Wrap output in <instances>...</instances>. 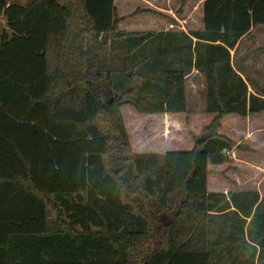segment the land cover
<instances>
[{
  "label": "trees",
  "instance_id": "trees-1",
  "mask_svg": "<svg viewBox=\"0 0 264 264\" xmlns=\"http://www.w3.org/2000/svg\"><path fill=\"white\" fill-rule=\"evenodd\" d=\"M0 15V264L220 259L210 218L230 203L249 217L259 199L256 190H229V202L209 177L231 160L224 150L241 146L220 132L223 121L264 112V85L231 55L264 25V0H205V29L184 46L185 65L166 71L160 105L147 109L131 101L141 93L133 74L116 87L147 34L119 29L128 16L115 0H0ZM193 66L206 76L202 135L188 150L134 152L124 112L181 114L189 124Z\"/></svg>",
  "mask_w": 264,
  "mask_h": 264
},
{
  "label": "crops",
  "instance_id": "crops-1",
  "mask_svg": "<svg viewBox=\"0 0 264 264\" xmlns=\"http://www.w3.org/2000/svg\"><path fill=\"white\" fill-rule=\"evenodd\" d=\"M28 0H18L15 2H9L8 4H20L24 5ZM163 1V0H162ZM157 2L154 4L150 1L145 0L144 4H147V8L142 10H147L148 12H142L139 15H147L142 18L140 24H131L127 28V23L133 20L135 17L126 19L119 27V29L125 33H141L147 34L146 39L143 41V49L147 46L148 51H143L142 58H157L159 62L158 66H148L142 72V81L148 78V82L153 81V77L165 75L166 71L169 69H176L177 67L185 65V58L188 56V51L184 46L191 42L193 46L197 42V38L194 33L202 32L205 29L203 22V6L205 0H176V4H179V9L176 13L168 8V2ZM198 2V3H197ZM197 4V5H196ZM146 5V6H147ZM116 6V5H115ZM145 6V5H144ZM197 8L199 17L197 22L192 21L191 11L192 8ZM117 8V7H116ZM201 9V10H200ZM150 11V12H149ZM167 11L166 15L163 12ZM172 12V13H171ZM4 17L0 15V17ZM120 16V15H119ZM157 16H163L166 18L156 19ZM193 16V15H192ZM123 17V16H120ZM5 19V17H4ZM147 19V20H146ZM6 21V19H5ZM146 22V23H144ZM262 26V25H258ZM257 27V26H256ZM7 28V23L6 27ZM254 28L251 29V31ZM251 31L244 35L238 42L237 47L246 39V37L251 33ZM156 38H158L156 40ZM175 38V39H173ZM150 41H154L153 44H148ZM166 41L165 49L162 50V46L156 44V42ZM239 48L236 52V48L231 50L232 57L239 61L247 71V74L254 79L255 74L250 72L252 65V59L247 55H240ZM135 50L132 51L133 54ZM189 57V56H188ZM183 59V60H182ZM251 59V61H249ZM193 63H195V53L193 55ZM158 69V70H157ZM165 69V70H164ZM244 78V74H241ZM255 80V79H254ZM258 85L257 80H255ZM264 85V84H263ZM206 76L204 72L199 71L195 66L189 70L186 76V96L188 102V110L195 115L197 110H205L206 108ZM152 91L149 87H145L141 91L142 96V109H147L150 105L146 103L153 101V97L150 93ZM249 91L253 92V88L249 86ZM254 93V92H253ZM155 101L159 102L161 97H155ZM152 108V107H151ZM128 112L132 113L133 116L146 120H151L153 123H161V128L165 126L171 129L174 126H179L180 122L183 120L181 114H165V113H139L134 109H128ZM198 114V113H197ZM196 114V115H197ZM226 119L236 120L238 123V138L246 141V145H249L253 150H259L264 158V112L258 116L240 118L231 115ZM185 128V127H184ZM174 129V128H173ZM172 130H170L171 132ZM187 134V133H186ZM154 137V136H153ZM159 138L157 135L155 138ZM146 139H141L140 148L133 146L134 152L142 153H164L165 151L160 150L158 146L161 140L158 138L156 140H151L149 135L144 137ZM133 143V142H132ZM240 143V141L238 142ZM192 142H190V147L188 148H176L170 150H188L192 148ZM259 155V154H258ZM260 157V156H258ZM247 159V158H246ZM245 161V160H244ZM263 161V160H262ZM247 164L250 162H246ZM257 168V167H256ZM239 186L233 191H243V190H256L259 193L258 202L255 204L252 215L246 217V215L240 210L236 209L233 204L230 203L231 207L224 212H221V217L218 220L215 217L210 218L209 222V237L210 241H216L218 236H220L219 249L221 250L220 264H264V194L257 187L254 188H244L241 181L238 182ZM251 184V183H250ZM228 187L220 190L219 192L225 193V198L230 202V194ZM218 191V190H214ZM258 208V210H257ZM215 213H212V215ZM217 243V242H216Z\"/></svg>",
  "mask_w": 264,
  "mask_h": 264
},
{
  "label": "rangeland",
  "instance_id": "rangeland-1",
  "mask_svg": "<svg viewBox=\"0 0 264 264\" xmlns=\"http://www.w3.org/2000/svg\"><path fill=\"white\" fill-rule=\"evenodd\" d=\"M9 2H15L18 0H6ZM148 1V5H150V1L154 4H157V2H161L162 0H146ZM168 2V8L171 9L174 13H176L179 9V4H176V0H163ZM162 1V2H163ZM145 0H115V5L117 7L118 14L120 16H129L135 12V10L143 8H147L148 5L144 4ZM198 3V2H197ZM147 5V6H146ZM197 5V4H196ZM201 10V9H200ZM166 15H172L168 14L167 11L163 12ZM172 13V12H171ZM193 15V16H192ZM147 15H139L135 17L133 20H131L129 23H127L126 28L131 24H140L141 19L144 18ZM132 17V16H130ZM199 17L198 9L192 8L191 11V19L195 24L199 21H197V18ZM166 18L163 16H157L156 19H162ZM147 20V19H146ZM146 23V22H144ZM6 27V21L4 17H0V35L3 29ZM158 38H156L157 40ZM175 39V38H173ZM176 41V39H175ZM154 41H150L148 44H153ZM165 43L166 41L156 42V44H159L162 46V50L165 49ZM264 47V25L254 27V29L251 31V33L246 37V39L240 44L239 46V54L240 55H247L251 57L252 59V65L250 68V72H253L255 74L254 79L260 83V85L264 84V53L259 52L257 49ZM143 51H148L147 46L143 49H140L135 52L134 58L127 61L128 64V71L127 73L123 75H119L116 78H120L121 81L116 84V87L119 90L126 89L128 87V74H133L136 77V83L143 91L145 88L146 83L148 82V78H145V81H142V72L144 69H146L148 66H158L159 62L157 61V58H142ZM251 59L249 61H251ZM158 70V69H157ZM165 70V69H164ZM165 75H161L156 77V75L153 77V84L155 85L156 92L153 93L150 91L152 95H155V97H160V93L158 90L161 89V85L163 83V78ZM147 88V87H146ZM131 101L137 103L139 107L141 108L142 104V96L140 95L130 97ZM156 100V99H155ZM146 105L150 106H158L159 102L156 101H150L146 103ZM129 107V106H128ZM132 107V106H131ZM125 110L127 109L124 108ZM203 111L204 110H197V115L190 117L189 124H186V118L183 116V120L180 122L179 126H174L172 129L170 127L165 126L162 129L161 123H153L151 120H146L137 118L132 115V113L127 112V110L124 112L126 124L129 126V132L132 137V142L135 145V147H139L140 140L146 139L144 137H147L149 135V138L151 140H156L155 138L157 135L159 136V140H161L162 145L160 144L158 148L160 150H170V149H176V148H188L190 147V142H194L197 137L202 135V129L201 126L205 125L206 121H203ZM185 127V128H184ZM238 123L237 121L231 120V119H225L223 121V125L220 128V132L223 134H226L230 136L237 145L235 147V158H231V160H228L227 162L223 163L222 165L218 166H211L210 167V189L211 190H223L224 188L228 187L227 191L236 190L239 186L238 182L241 181L242 186L244 188H254L258 187L261 192L264 194V158H262V154L260 155L259 150H246L243 149V147L246 146V141L243 139L238 138ZM190 128V129H189ZM170 130H172L170 132ZM187 133V134H186ZM154 136V137H153ZM259 154V155H258ZM260 156V157H258ZM247 158V159H246ZM245 160V161H244ZM263 160V161H262ZM250 162V163H246ZM257 167V168H256ZM251 183V184H250ZM53 217H55V213L51 214ZM220 259L218 257H215L213 262L214 264H220Z\"/></svg>",
  "mask_w": 264,
  "mask_h": 264
},
{
  "label": "built area",
  "instance_id": "built-area-1",
  "mask_svg": "<svg viewBox=\"0 0 264 264\" xmlns=\"http://www.w3.org/2000/svg\"><path fill=\"white\" fill-rule=\"evenodd\" d=\"M223 154L227 157V158H235V154L232 150L226 149L223 151Z\"/></svg>",
  "mask_w": 264,
  "mask_h": 264
}]
</instances>
